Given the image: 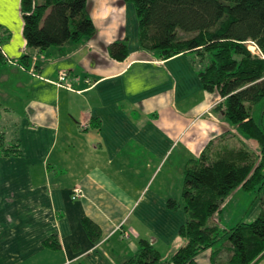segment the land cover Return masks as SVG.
Here are the masks:
<instances>
[{
	"label": "crops",
	"instance_id": "0c3cea01",
	"mask_svg": "<svg viewBox=\"0 0 264 264\" xmlns=\"http://www.w3.org/2000/svg\"><path fill=\"white\" fill-rule=\"evenodd\" d=\"M134 9L88 0L96 35L41 52L27 47L21 0H0V137L22 148L5 155L0 144V264H123L146 238L168 247L157 249L167 264L185 245L186 214L167 205L177 170L238 132L216 111L222 98L203 88L193 54L163 59L140 47ZM125 40L129 56L117 61L110 45ZM76 188L83 196L73 199ZM235 195L248 207L230 222H249L255 203L233 192L215 219L225 228ZM212 252L196 263L212 264Z\"/></svg>",
	"mask_w": 264,
	"mask_h": 264
},
{
	"label": "trees",
	"instance_id": "16d2710c",
	"mask_svg": "<svg viewBox=\"0 0 264 264\" xmlns=\"http://www.w3.org/2000/svg\"><path fill=\"white\" fill-rule=\"evenodd\" d=\"M87 1L21 0L27 47L44 52L94 37L97 29ZM123 1L136 10L140 47L163 59L193 54L203 65L199 72L203 88L222 98L216 111L238 130L225 131L186 164L182 207L187 220L178 231L186 243L167 264H197V257L208 249L213 250L212 264H255L264 256V128L252 116L255 105L264 102V0ZM3 36L0 31V69L7 59ZM250 42L257 53L249 49ZM109 52L124 61L130 53L127 41L112 43ZM240 136L258 147L247 146ZM0 144L5 155L22 154L18 141L6 145L1 136ZM238 188L256 194L260 214L251 223L221 227L216 216ZM167 205L170 210L181 208L173 199ZM85 221L89 228L91 223ZM224 239L226 245L216 249ZM161 261L160 252L143 239L138 252L123 264Z\"/></svg>",
	"mask_w": 264,
	"mask_h": 264
},
{
	"label": "rangeland",
	"instance_id": "374dc122",
	"mask_svg": "<svg viewBox=\"0 0 264 264\" xmlns=\"http://www.w3.org/2000/svg\"><path fill=\"white\" fill-rule=\"evenodd\" d=\"M41 2V0H39ZM134 16L136 14V10L134 9ZM128 12H132L131 10H129ZM129 15V25L132 24V18H131V14H128ZM137 15V14H136ZM137 17V16H136ZM249 49L252 51V52H255L257 53L258 50L257 48H255L254 45H250L249 46ZM203 68V66H202ZM256 107V113L258 112V110L260 109V112L259 114H256L254 113V117L257 119L256 122L264 128V102H261V103H258L255 105ZM254 108V107H253ZM234 126V125H233ZM238 131V130H237ZM244 136V135H243ZM243 136H240L242 139H243V142L249 146V147H252V148H257L258 147V144L251 140V139H248L246 137H243ZM184 179H185V174L183 171H179L177 170V174H176V179H175V184L173 185L172 189H171V195L173 196L172 198H174V200L179 204L181 205V208L183 209L182 207V204H183V199H182V190H183V186H184ZM253 196H256L253 195ZM231 201H233L232 203L228 202V207L226 208L225 212L223 213V218L225 219V221L228 223V225H230L229 227H233L236 225L235 222H230L231 221V216L233 214V212L236 214V206H237V209L239 210V207H241L243 210H245L248 205H244L241 203V201L239 200V198L237 197V195L233 196L231 198ZM241 203V204H240ZM181 208L177 209V211H179ZM257 211V214L255 216V218H251V214H253V212ZM184 211V210H183ZM232 212V213H231ZM222 213V212H221ZM220 213V215H221ZM260 214V201L258 199V197H256L255 199V203H254V206L251 207V210L249 211V214L248 216L246 217V219H248L247 221H249V223L255 221V219H257V217L259 216ZM219 215V216H220ZM217 217V216H216ZM224 222V221H223ZM238 224V223H237ZM224 225H226V223L224 222ZM221 227H223L221 225ZM146 240L148 242H150L152 245H154L153 243V240L151 239H148L146 238ZM225 243V244H224ZM162 245V246H161ZM223 245H226V239H224L223 241L219 242L217 245H215V248L216 249H220L223 247ZM155 249H160L161 250V253L162 255H165L167 250H168V247L167 246H164L162 243L161 244H157L156 247H154ZM162 257V256H161Z\"/></svg>",
	"mask_w": 264,
	"mask_h": 264
},
{
	"label": "built area",
	"instance_id": "2783aa9c",
	"mask_svg": "<svg viewBox=\"0 0 264 264\" xmlns=\"http://www.w3.org/2000/svg\"><path fill=\"white\" fill-rule=\"evenodd\" d=\"M250 45H254L255 48L256 45L253 44L252 42L249 43V46ZM67 79V74L66 73H62L61 76H60V81H59V85H63V82ZM75 192H74V195H73V199H77V198H81L83 196V192L80 190V189H74Z\"/></svg>",
	"mask_w": 264,
	"mask_h": 264
}]
</instances>
